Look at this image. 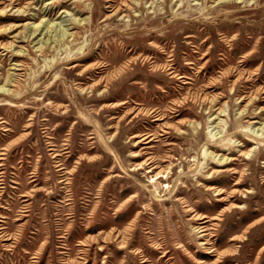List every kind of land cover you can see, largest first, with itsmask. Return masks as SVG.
Returning <instances> with one entry per match:
<instances>
[{"label": "rangeland", "instance_id": "rangeland-1", "mask_svg": "<svg viewBox=\"0 0 264 264\" xmlns=\"http://www.w3.org/2000/svg\"><path fill=\"white\" fill-rule=\"evenodd\" d=\"M45 1L0 0V85L17 73L5 86L22 93L0 106V224L11 237L0 239V264H212L219 254L217 264H264V146L250 158L239 151L255 146L240 129L264 121V112L254 118L264 107V0ZM40 21L76 34L40 52L37 38L21 37ZM169 67L186 78H171ZM256 91L261 100L247 103ZM220 119L229 149L210 141L223 134ZM207 147L236 157L226 167L243 171L242 186L234 190L231 169L209 177ZM207 184L238 200L219 202ZM194 213L209 217L207 247L217 254L206 257ZM112 231L121 236L109 239Z\"/></svg>", "mask_w": 264, "mask_h": 264}, {"label": "bare ground", "instance_id": "bare-ground-1", "mask_svg": "<svg viewBox=\"0 0 264 264\" xmlns=\"http://www.w3.org/2000/svg\"><path fill=\"white\" fill-rule=\"evenodd\" d=\"M85 1V0H84ZM156 0H151V4L153 3L154 4V2H155ZM134 2H136V0H134ZM242 2H248V3H256V0H217V5H226V6H228V5H235V4H238V3H242ZM41 3V2H40ZM52 3V1L51 0H46L45 1V5H46V7H45V9H47V6H49L48 4H51ZM150 4V5H151ZM11 5V4H10ZM52 5V4H51ZM123 5H124V3H123ZM13 7V6H12ZM107 7H111L112 8V10H114V14L115 13H118V12H120L122 9H121V7L118 5V6H114L113 5V3H111L110 2V4L107 6ZM212 7V6H211ZM179 9V8H178ZM178 9L176 10V12L178 11ZM4 10H6V9H4ZM15 10V9H14ZM204 10V7H202V8H200V12H202ZM15 11H17L18 13L20 12H24L25 10H23V8L21 7V6H19V7H17L16 8V10ZM48 11V10H47ZM16 12V13H17ZM29 12V11H28ZM45 12H46V10H45ZM182 13H174V16H179V15H181ZM33 15H34V13H33ZM112 15L113 14H110V15H107V18H112ZM2 16V15H1ZM36 16V15H35ZM69 20V19H68ZM71 20V23L72 24H81V22H82V20H85V19H77V18H71L70 19ZM51 23L52 22H50V21H47L46 23H43L42 24V21H40V22H38V23H34V22H32L31 23V25H30V27H29V30H30V32L28 33V34H26V33H24V35H22L21 37L22 38H27V40L31 37V40H36V38H37V43L39 44L38 46H37V48H38V51H40V52H43V50H44V48L47 46V45H49L50 43H52V42H57V41H66L67 40V38H69V37H74L75 36V34H76V32H69V28L67 27V26H61V25H59L58 27H55V28H52V25H51ZM82 24H84V22L82 23ZM24 25V24H23ZM21 27V26H20ZM19 27V28H20ZM8 28H10V27H8ZM7 28H4L3 29V31L4 30H6ZM26 29H27V26H24L23 28H22V30H21V33L20 34H22L23 32H25L26 31ZM10 31V30H9ZM19 32V31H18ZM50 32H54V34H52V33H50ZM50 33V34H49ZM18 35V34H17ZM16 36V35H15ZM190 35H187V37H189ZM17 37V36H16ZM46 37V38H45ZM50 40V42L49 43H47L48 41ZM14 45V42H13V40H10V42H8V43H6V44H4L3 46H4V49H9V48H12V46ZM52 46V45H51ZM50 46V47H51ZM53 47V46H52ZM26 51V49L24 48V46L22 45L21 46V48H18L17 50H15V52L17 53V55L18 56H23L24 55V52ZM3 54V53H2ZM208 54H209V52H204L203 53V57H205V56H208ZM72 54L70 53V51H68V52H66V54H65V56H64V58H69V57H72L71 56ZM163 55V54H162ZM202 57V58H203ZM17 58V57H16ZM248 59V58H247ZM12 61V60H11ZM56 61H57V59L55 60L54 59V57L53 58H50L49 60H47V61H45V67H47V68H52L53 67V65L56 63ZM22 66H24V64L22 63V62H13V67H12V69L13 70H22L23 69V67ZM77 66V64H73L71 67H69L70 69L72 68V67H76ZM121 69H123V67H120L119 69H118V72H120L121 71ZM168 71H169V74H172V76H171V78H176L177 77V79H182V78H186V77H184V75H179V76H176L175 75V73H174V70L171 68V67H169L168 68ZM13 72V71H12ZM18 72V71H17ZM17 73H10L9 74V77H8V80H7V83L6 84H2V85H0V106H2V105H9V106H14V102L11 100V98H17V97H20V96H22V93H21V91H14L12 88H10V87H6L5 85H7L8 83H10L11 81H13V82H16V77L14 76V75H16ZM244 73H243V71L242 72H240L239 73V76H242ZM225 75H227V72H226V74ZM18 80V79H17ZM19 84V83H18ZM97 84H99V83H97ZM89 88V87H88ZM90 88H92V87H90ZM260 89H264V87H262V88H260ZM258 91V90H257ZM257 91L255 92V94H249V98H248V102L247 103H249V102H252V100H254V101H257V102H259L261 99L257 96ZM262 92H264V91H262ZM243 100H244V98H245V96H242L241 97ZM214 99H216V97L215 96H213L210 100L212 101V100H214ZM218 100V99H217ZM243 103V102H242ZM118 104V102L117 103H111V104H109V106H113V105H117ZM108 105V104H107ZM246 106L247 105H245L243 108H242V110L239 112L240 114H241V116L243 117V115L244 114H246V112H245V110H246ZM239 108V107H238ZM237 110V109H236ZM223 112H225V109H224V107L222 106V107H218V112H217V116H215V118L216 119H218L219 117L218 116H220V114L221 113H223ZM245 112V113H244ZM263 112H264V107H262V108H260V110L257 112V114H256V116L254 117L255 119H259L260 117H261V115H263ZM148 114V113H147ZM241 117V118H242ZM214 118V117H213ZM156 119H159V118H156ZM255 119H253V120H251L249 123H257V120H255ZM30 120H32V118H30ZM220 122H222V124L221 125H219V126H221V127H219V132L220 133H222L223 132V134H221V136H219V137H211V139H210V141L212 142V143H219L221 146H222V148L223 149H225V148H227V149H229L230 147H232V146H234V141L232 140V138L231 137H229V136H226L227 134V121H225L224 119H220L219 120ZM218 123V122H217ZM263 124H264V121H263ZM263 124H260L257 128H252V126H250V124H247L246 126H243L241 129H240V132L241 133H243V134H245V135H248V136H250L249 138H247V141H249V142H251V143H253L255 146L254 147H250L248 150H245V151H241V149H239V151L241 152L240 153V155L242 154V155H246V158H250L249 156H251L252 154L251 153H253V152H255V150L256 149H259L260 147H262V146H264V125ZM31 126V122H29V123H27L26 124V128H29ZM217 127V126H216ZM4 131H7V130H9V128H4L3 129ZM28 131V130H27ZM27 134V133H26ZM134 136H138V135H134ZM155 137V136H154ZM142 140H144V143H149L150 142V140H152L150 137H149V135H145V136H143L142 137ZM142 140H139L138 142H141ZM236 142V141H235ZM242 145H243V143H242ZM226 146H228V147H226ZM250 146V145H249ZM209 147H212V144L209 142ZM50 150L52 149V148H49ZM2 150H6V148H3ZM54 150V149H53ZM227 152V151H226ZM203 157H204V160H206V163L209 161L211 164H214V165H216V167L213 169L212 167L210 168L212 171L209 173V177H212V176H214L216 173H222V172H227L228 170H230L231 169V172H230V174H239V177H238V179L233 183V185L235 186V188H234V190H236V189H238L240 186H242L243 184H244V179H243V177H244V173H243V171H238V170H236L235 168H232V167H226L227 166V164L228 163H232L235 159H236V157H229L228 158V156H225V154H223V153H221V154H214V151H209L208 150V147L207 148H205L204 150H203ZM3 154H5V152L4 151H2V152H0V156L1 155H3ZM58 156H59V154L58 153H56V151L54 150L53 152H52V155H51V157L52 158H54L55 159V166H57V171L58 172H61L62 171V169H63V167H62V164L59 162V160H58ZM0 158H2V157H0ZM228 159H229V161H228ZM152 162V161H151ZM150 162V160H147V162H145L146 164L147 163H151ZM209 163V164H210ZM140 166H139V168H141V166H142V164H139ZM211 166V165H210ZM206 167H207V165H206ZM156 167H150L149 169H148V171L147 172H153V170L155 169ZM147 169V168H146ZM209 169V170H210ZM166 172L164 171V169H162V168H160L156 173H154L153 175H152V179H151V181L150 182H152V191H151V194H152V196L154 197V198H157L158 196H160V194H159V190H157V187H155V183H159V181H158V179L160 178V177H162L163 175L162 174H165ZM59 175H60V173H59ZM165 177H167V175L165 176ZM63 181V179H60V181L59 182H62ZM2 185V184H1ZM165 186V185H164ZM163 186V187H164ZM206 186V190H208V191H210V190H214L215 191V195H218V198H217V200L219 201V202H225V201H230L232 198H235L236 200H238V197H237V195L235 194V191H233V192H230L229 194H227V195H223L224 193H225V190L221 187H217L216 185H209V184H207V185H205ZM245 186V185H244ZM166 187H168V185H166ZM178 199H180L179 197H176V200H178ZM182 199V198H181ZM215 205V204H214ZM186 211H190V208L189 207H187L186 208ZM191 215V214H190ZM190 218H194V220H199L198 221V224H197V226H196V228H197V231H198V233L200 234L199 235V237L202 239V240H200L201 242V244H203L204 245V247L203 248H205V252H206V257H208V256H212V255H215V253L217 254V252H216V248H214V246L213 245H211V246H209V247H207V244H211L210 243V241H209V239H208V235H209V231H208V227H207V222H208V219L207 218H209L207 215H205V214H199V213H194L193 215H192V217H190ZM211 218H215V217H211ZM1 221H3L2 219H0V222ZM121 235L119 234V232H111L109 235H108V238L109 239H114V240H117L119 237H120ZM9 238H11V237H9V235L7 234V232H6V229H5V227L2 225V224H0V239H2L3 241L4 240H8ZM233 238L234 237H231V239L233 240ZM97 239H99V238H97ZM118 244H119V249H121V248H123V247H125V241H124V237H122V239H120V241H118L117 242ZM99 249H102V247H100ZM204 256V255H203ZM219 258H221V255L219 254V255H217V258L215 259V261H212V264H217L218 262H220V259ZM199 262L200 263H202V264H208L206 261H204V260H199Z\"/></svg>", "mask_w": 264, "mask_h": 264}]
</instances>
